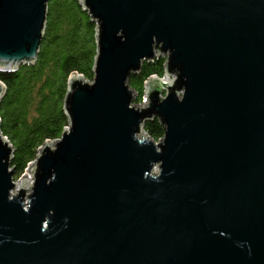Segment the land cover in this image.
<instances>
[{"label": "water", "instance_id": "water-1", "mask_svg": "<svg viewBox=\"0 0 264 264\" xmlns=\"http://www.w3.org/2000/svg\"><path fill=\"white\" fill-rule=\"evenodd\" d=\"M80 1L95 76L70 77L69 129L16 194L0 130V264H264V0ZM48 2L0 0L1 71L37 61ZM161 55L172 80L132 106ZM156 117L158 145L140 136Z\"/></svg>", "mask_w": 264, "mask_h": 264}, {"label": "trees", "instance_id": "trees-1", "mask_svg": "<svg viewBox=\"0 0 264 264\" xmlns=\"http://www.w3.org/2000/svg\"><path fill=\"white\" fill-rule=\"evenodd\" d=\"M97 28L80 0H49L37 61L21 64L14 71L0 70V81L7 88L0 104V130L14 148V179L36 162L45 142L61 139L69 126L64 108L68 82L75 74L93 81ZM166 59L165 55L156 56L131 74L129 85L137 91L138 99L150 77L165 75ZM144 131L154 141L165 136L158 117L147 120Z\"/></svg>", "mask_w": 264, "mask_h": 264}, {"label": "rangeland", "instance_id": "rangeland-1", "mask_svg": "<svg viewBox=\"0 0 264 264\" xmlns=\"http://www.w3.org/2000/svg\"><path fill=\"white\" fill-rule=\"evenodd\" d=\"M164 76H165V75H164ZM164 76L162 77L163 80L171 81V80H172V77H173L174 75L169 76V78H164ZM91 82H93V81H91ZM130 88H131V87H130ZM131 89H132L134 92L137 93V91H135L133 88H131ZM145 96H146V94H145V92H144V94L141 95V96L139 97V99H138V95L136 94V95H135V99H134V101L132 102V106H134V107L137 108V106L139 105V108L142 107V104L144 103V100H145ZM182 96H183V94L180 93V94H179V97L182 98ZM162 98H166V94H165V93L162 95ZM137 99H138V100H137ZM66 128H67V130H68V129H69V126H67ZM140 136H141V137H143V136L146 137L147 134H146V133H142V134H140ZM146 138H149V137L147 136ZM59 140H60V139H59ZM160 140H162V139H160ZM51 143H54V142L51 141ZM154 143H155L156 145H158L159 141H155ZM39 155H40V153H39ZM32 165H33V167H35V163H33V164H31V165L29 166V168H28V169L26 170V172H25V173H27L28 178H30L29 183L31 184V186H33V183L35 182V176L32 177V174H31V172H30V168H31ZM9 169L11 170V167H10ZM158 171H159V166H158V165H155V166H154V172H158ZM23 176H24V175H22L21 177L16 178V179H14V180L12 181L13 183L16 182L15 185H18V186H16V187L14 188V189L17 190V191L14 190V191H13L14 193L12 192L13 194H16V193L20 190L19 187H21V185L18 184L17 182H19ZM25 209H27V207H25Z\"/></svg>", "mask_w": 264, "mask_h": 264}, {"label": "bare ground", "instance_id": "bare-ground-1", "mask_svg": "<svg viewBox=\"0 0 264 264\" xmlns=\"http://www.w3.org/2000/svg\"><path fill=\"white\" fill-rule=\"evenodd\" d=\"M16 186H18V185H16ZM16 186H15V187H16ZM15 187H14V188H15ZM19 188H20V187H19ZM14 190H15V189H13V191H14ZM13 191H12V192H13ZM15 191H17V190H15ZM11 195H12V194H11Z\"/></svg>", "mask_w": 264, "mask_h": 264}, {"label": "built area", "instance_id": "built-area-1", "mask_svg": "<svg viewBox=\"0 0 264 264\" xmlns=\"http://www.w3.org/2000/svg\"><path fill=\"white\" fill-rule=\"evenodd\" d=\"M35 163V162H34Z\"/></svg>", "mask_w": 264, "mask_h": 264}]
</instances>
